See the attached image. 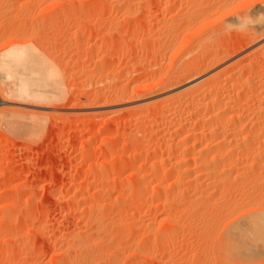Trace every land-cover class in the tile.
<instances>
[{
	"label": "rangeland",
	"instance_id": "obj_1",
	"mask_svg": "<svg viewBox=\"0 0 264 264\" xmlns=\"http://www.w3.org/2000/svg\"><path fill=\"white\" fill-rule=\"evenodd\" d=\"M134 1L114 6L112 0H0V50L11 41L29 43L55 68L57 81L55 97L48 101L23 104L0 98V112L15 111L18 120L40 125L27 135L0 127V264H232L218 250L221 231L240 213L233 212L237 204L264 200V187L258 190L245 176V181L238 178L240 185L209 187L203 194L200 168L194 165L192 175L180 172L173 187L167 181L153 189L160 176H169L174 158L183 156L164 144L166 139L172 143L178 128L158 121V97L141 88L181 73L187 62L199 58L212 64L206 72L205 65L199 70V83L214 84L207 97L249 99L253 118L252 108L264 107V63L254 53L264 36L253 41L252 34L220 23L221 12L211 0ZM166 33L175 49L161 45ZM128 36L133 38L124 47L109 48L110 42ZM241 82L249 89L246 97L237 94ZM90 98L103 107L89 108ZM80 99L87 109L76 107ZM239 107L234 112L243 113L245 107ZM249 129V124L238 128L243 131L235 138L239 144ZM131 135L136 136L132 141ZM262 137L258 151L264 149ZM141 176L148 187L139 190ZM138 196L146 202L134 205L132 198ZM95 208L100 210L95 213ZM256 248L263 255L260 246L252 245L251 253L241 251L238 264L250 263L244 254L252 261Z\"/></svg>",
	"mask_w": 264,
	"mask_h": 264
},
{
	"label": "bare ground",
	"instance_id": "obj_2",
	"mask_svg": "<svg viewBox=\"0 0 264 264\" xmlns=\"http://www.w3.org/2000/svg\"><path fill=\"white\" fill-rule=\"evenodd\" d=\"M211 1H212V3L211 2L210 3L213 6L216 5V10L217 11L219 10L218 12H221V14L218 15V17L220 16V19L217 18L219 21L221 20L220 23L224 24V22H226V24L227 23L229 24V25H227V27L230 28L233 26V28H236L237 31H241V33L244 32V33L248 34V36L252 34L253 36H251V37H254L253 41H257V39H259L260 37L262 38L264 36V32H262L263 31V25H262V22L260 20L261 12H262L261 9L264 8V0H232V2H231V0H211ZM136 2L137 1H134V0H132V1L131 0H112V3L114 4V6L115 5L121 6V5L126 4V3H127V5H134ZM207 3H209V2H207ZM58 5L59 4H57V6ZM227 6H230V8H228ZM52 8H54V7H52ZM225 8H228V9H225ZM161 29H163V26H161L160 31H161ZM256 31L258 34H255ZM167 33H169V32H167ZM167 33H166V36H167ZM161 36H163V35H161ZM169 36L172 37V35H169ZM169 36H167L168 38L166 37L167 42H165V37L162 38V39H164V42L162 39H160L162 41V44L159 43V39H156V40H158V43L161 45L167 43L168 47H170V46L172 47L171 44H173L172 48L175 49L174 42L170 41L173 38L169 39ZM132 38H133V36L122 37V39L118 40L117 42H110L109 48L111 47V49H112L113 47L118 46V45L121 47V46H123V44L125 42H127L128 40H131ZM154 39L152 41H154ZM204 39H206V38H204ZM32 41H31V44H33ZM169 42H170V44H169ZM204 42L207 43L206 41H204ZM204 42H202V43L205 44ZM20 43L11 41L9 44H7V46L5 45L2 48V50H0V98L2 100H8L9 99L11 102H12V100L13 101L16 100V101H19L20 103H23V104H29V103L34 104L36 102L37 103L40 101L43 102V100L48 101V100L54 98L56 93H55V91H53V89H54V86L57 84L56 83L57 82L56 81V74H55V70H54L55 68L53 69V66H50L51 63L50 64H49V62L47 63V61L44 60L43 57H41L39 54L36 53L37 50L34 49L35 47L33 48L35 50L34 51L33 49H31L32 47L29 46V43L28 44H26V43L20 44ZM202 43L198 44L197 46L201 47ZM173 49H171V51H172V54L175 55V53H174L175 50L173 51ZM165 50H167V48H165ZM169 50H168V54H169ZM206 51H208V49H206ZM212 51L209 50V53L212 52L210 54L212 55V57H214L215 56L214 54H216L215 53L216 50L212 49ZM254 53H256L257 56L260 57L262 63H264V44L260 45L259 47L257 46L256 50H254ZM165 54H166V52H165ZM165 54H163V55L165 56ZM229 55L230 54L223 55L221 57V59L224 60V59L228 58ZM113 56L116 57L115 55H113ZM168 57H169V55H168ZM173 57H171V58H173ZM197 59H198L197 61L196 60L192 61V59H191V61L187 60L189 62H187V66H184V69H182L181 73H179L177 75H173L172 77L166 76V79L161 78L162 80H160V82H158L156 84L154 82L155 85L151 86L150 88L149 87H146L144 89H143V87L141 88L145 92L149 91V93L150 92L153 93L152 96L158 97L156 99V101H157V103H159L158 104L159 106L161 105V108H160L161 111L157 109L158 113H159L158 114L159 115L158 121H160L161 123L163 122V125L169 124L168 127L173 125V127L175 126L178 128L177 131L179 130V133L178 134L176 133L175 138L173 139V137H172L173 140H170V141H172V143L169 142V139L168 140L166 139V142H164V141L163 142H164L166 147L172 145L177 150L176 151L173 149L174 152L175 153L178 152V154H181L183 156L182 158L179 157L176 160L174 158V161L172 162V166L170 167L171 169L169 168L170 169V174H168L169 176H167V177L164 176V178H161V176H160L161 179L160 178L158 179L159 182L158 183L156 182L155 185L153 184L152 187H153V189H157L159 186L163 185V183H165L167 181H168L167 182L168 185L167 184L166 185L172 186L177 181V179L175 180V177H179L178 174H181L180 172H184V174L190 176L191 173H189V172L192 169V166H194V165L198 166L199 165L200 172H201V174H200L201 179L200 180H202V182L198 181V183H199V186L201 185V187L203 188V189H201L202 191H200L203 194H205V193L207 194L206 190L209 187L217 188L219 186L225 187V185L227 187V185L229 186V184H231L230 182H234L235 185H236V183L240 185V182H239L240 180H238V178L240 177V179L241 178L243 179L245 176L246 177L244 179L249 180V182L248 181L247 182L248 183L251 182L252 183L251 185L255 186L256 188L259 187V188H257L259 190V189L264 187V185H263L264 184V174H262L263 176H259L261 174L262 170H264V149H263V151L260 149H259L260 151H258L257 143H258V145L260 143L257 141H259L258 140L259 137L264 136V109H262L264 107H260L259 105H256L255 107H253L252 108L253 112L256 113L257 116H255L253 118H249V117H251V116H249V115H251V112H250L251 109L249 107L248 102L245 101V100H249V99H246V98H245V100L242 99L244 102H241V100H240L241 97H239V98L234 97L231 99L229 97L227 100L223 99V98L218 99L219 98L218 96L213 98V99H210L209 96L207 97V95H208L207 93H209L210 90L212 92L211 87H214V86H212L214 84L210 85L211 83L208 81L209 84L207 83V85H206V83H201V82L199 83L198 80L200 79L199 75L202 72L208 71L212 64H210L211 63L210 62L208 65V62L205 63L204 60H202V59L200 60L199 58H197ZM203 65H205V68H204V71L201 72L199 70L202 68ZM182 68H183V65H182ZM179 69H181V67ZM247 80H244L245 84L248 82ZM184 81H187V82L185 83ZM183 82H184V84H183ZM241 83H243V82H241ZM244 83L241 84V86H240L241 90L239 89L240 91H238V93L237 92H235V93L239 94V96H240V92H243V93L245 92V97H246V94H247L246 90H249V89H246L247 86ZM247 84H249V83H247ZM60 89H61V87H60ZM136 89H138V88L136 87ZM256 89H258V88H256ZM251 90H253V87L251 88ZM137 91L139 92L141 90H137ZM116 92H118V91H116ZM252 92L253 91H251V93ZM243 93H241V94H243ZM230 96L232 97V95H230ZM137 97H138V95H137ZM236 97H237V95H236ZM242 98H244V94H243ZM93 99L95 101V98H92L91 100H88V101L86 99V102L88 103L89 101H92ZM134 99H136V97ZM97 101H98V99L94 103H93V101H92V103L90 102V104L88 103V107L89 108L90 107L91 108L92 107L93 108L103 107V104H99V105L95 104V103H97ZM249 101H251V100H249ZM6 102H8V101H6ZM86 102H85V104H86ZM85 104H84V102L82 103V101L80 99L79 105L76 107L79 108V106L81 107L84 105L87 109V105H85ZM154 104L157 105L156 103H154ZM237 106L245 107L244 112H243V110H242L243 113L234 112L233 109H236ZM241 107H239V109H241ZM82 108H84V107H81V109ZM230 111H231V114L227 115L226 113L227 112L230 113ZM14 112L15 111H9V110H4V111L0 112V127L5 126L6 128H8L7 129L8 131H10L14 134L18 133L17 135H21L22 133H26V135H27V133H33V132L35 133L39 129L38 126H40V125L37 122V120H31L29 123H24V122L17 119V116H18L17 113L18 112L17 113H14ZM248 113H250V114L248 115ZM178 114L182 115L181 118H180V115H179V117H176V115H178ZM223 115H225V116L227 115L229 117L228 120L226 119L227 117L224 119L225 122L223 120V118L225 116L223 117ZM18 118H20V117H18ZM226 120L230 124L227 125ZM194 122L199 123L200 126L194 125ZM170 124H172V125H170ZM242 124H247V125L249 124L251 129H249L250 131L248 130L247 134H245L246 132L244 133L245 134L243 137L244 141L242 140V142L239 144V142H237L238 140L235 138L236 137L239 138V136L241 134H243L242 133L243 131L242 132L239 131L241 129L238 130V128ZM159 125H161V124L159 123L158 126ZM192 125H193V127H192ZM158 126L157 125L154 126L155 130H156V128L161 130L160 129L161 126H159L160 128ZM164 126H162V127H164ZM36 128H37V130H36ZM150 130H151V128H150ZM153 130L154 129H152V131ZM30 136H31V134H30ZM135 138H136L135 135L132 137H130V136L128 137L129 140H131V139L134 140ZM234 139L236 140V142ZM126 140H127V138H126ZM262 140L264 141L263 137H262ZM191 141H193V142H191ZM190 142L192 143V148L190 146L191 145ZM255 145H256V148H255ZM189 146H190V148H189ZM260 146H261V144H260ZM173 147H171V148H173ZM195 147H199V148H197L196 152H195V149H196ZM255 149H257V151ZM261 149H262V147H261ZM192 150H193V153L195 152L194 154H192ZM191 154L195 155V156H192ZM186 157H187V159H186ZM191 171H193V170H191ZM232 172L234 173V175L232 174ZM242 173H244L246 175L243 174L244 176H241ZM156 176H157V174H156ZM259 177H260V179H259ZM140 178L141 179L140 180L138 179L139 182L136 185V187L139 188V190L141 188L143 189L146 186L143 176H141ZM195 178L198 179V177H195ZM197 179L192 178V179L187 180V182L196 183ZM178 180H179V178H178ZM191 180H193V181H191ZM243 180H241V181H243ZM177 182H176V184H177ZM89 184H90V182H89ZM123 186L125 187L124 184H123ZM126 187H125V189H126ZM147 187L148 186H146V188ZM131 188H133V186ZM251 193H254V192H251ZM252 195L259 196V195H256V193L252 194ZM248 196H250V193L248 194ZM133 198H132L133 202L132 201L131 202L134 203V205L135 204H137V205L138 204H144L146 202L145 198L143 199L142 196H141V198L139 196L137 198L135 197V199H133ZM257 200L255 201L254 199H248V200L246 199V201H244L240 204H237L235 207H233L234 213L237 211H240V213H238V216L235 219H232V218L236 217L235 215L237 213L235 215H233L234 217L231 216L232 220H230V222L227 221L226 222L227 224H225L226 226L224 225V227L221 231L222 233L220 232L222 234V241H220V243H222V244L219 243L221 246L220 245L218 246L219 247L218 250L220 251V254L222 252V255H224L227 259L229 258L232 261V264H238L239 258L241 257V251L243 253L244 250L248 249L249 251L247 250V253H249L252 245H253V249H254V247L260 246L262 248V250H264V200H261V199H260L261 201H259V200L257 201ZM99 210H100V208H97L95 210V213H97ZM93 213H94V210H93ZM155 218H157V217H155ZM227 220H229V219H227ZM211 229H209V230H211ZM243 241L249 242L251 246L245 247L244 245H241V243ZM154 243H157V242L155 241V242H153V244ZM151 244H152V242H151ZM148 245H150V244H148ZM150 247H151V245H150ZM242 247L244 249H242ZM258 250L259 249H257V252H259L260 254L256 253V251H253V253L255 252L256 255L251 254L253 257L252 261L257 258L256 260L258 262V259L262 260V258L264 257L263 256L264 253L262 255V253H261L262 251L260 252ZM246 254H244L246 256V257H244L245 261H247V262L250 261L251 264L263 263V261L257 263L256 260L252 262L251 258H248V257H250V255L248 256V254L247 255ZM257 255H258V257H257ZM100 256H102V255H100ZM224 256H222V258ZM261 256H263V257H261ZM100 261H102V260H100ZM107 261H109V260H107ZM250 263H246V264H250Z\"/></svg>",
	"mask_w": 264,
	"mask_h": 264
}]
</instances>
